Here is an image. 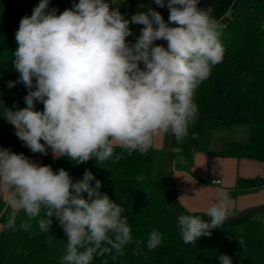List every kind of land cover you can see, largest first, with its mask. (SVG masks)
I'll return each mask as SVG.
<instances>
[{
    "label": "clouds",
    "instance_id": "clouds-1",
    "mask_svg": "<svg viewBox=\"0 0 264 264\" xmlns=\"http://www.w3.org/2000/svg\"><path fill=\"white\" fill-rule=\"evenodd\" d=\"M153 2L168 8L167 21L150 7L128 19L110 0H78L62 12L50 8V0H39L32 14L21 18L12 53L19 80L8 81L7 88L22 83L26 107L6 108L2 116L32 153L47 156L50 149L56 159L76 164L95 159L100 165L121 159L116 147L129 156L145 155L161 134L188 137L199 112L196 91L224 57L225 25L211 7H198L200 0ZM130 25L143 26L134 42L128 39L134 35ZM160 40L166 47L156 43ZM191 135L197 139V133ZM101 187L88 169L74 181L64 168L0 148V196L6 202L0 217L7 213L0 227L14 229L18 213L35 219L43 209L39 233L50 232L55 218L66 236L60 264H92L113 250L115 259L134 241L125 209ZM232 204L231 194L220 189L205 214L210 223L178 214L182 241L196 244L211 236V229L231 217ZM162 242V233L153 229L146 247L154 250ZM218 260L233 264L226 254Z\"/></svg>",
    "mask_w": 264,
    "mask_h": 264
},
{
    "label": "trees",
    "instance_id": "trees-1",
    "mask_svg": "<svg viewBox=\"0 0 264 264\" xmlns=\"http://www.w3.org/2000/svg\"><path fill=\"white\" fill-rule=\"evenodd\" d=\"M150 1L167 21L168 8H160ZM75 2L78 0H50L49 7L62 12ZM38 3L39 0H0V148L23 153L32 161L39 158L41 165H50L54 170L64 168L74 181L82 179L88 169L101 181L100 190L125 209L123 215L128 219L134 243L124 247L123 255L113 259V250L97 255L92 264H220L218 257L223 254L231 257L233 264H264L261 213L227 220L211 229V236L199 238L196 244L182 241L176 226L178 214L169 192L165 147L162 150L151 148L145 155L133 152L130 156L116 147L115 153L121 156L118 162L113 157L100 165L95 159L76 164L67 157L54 158L50 149L47 156L32 153L18 139L13 126L2 115L6 108L26 107L25 86L16 83L8 89L7 82L19 80V73L12 64V53L18 47L15 33L19 22L32 14ZM110 3L115 7L114 0ZM198 7H211L213 16L225 25L221 37L225 52L222 62L212 68L209 79L196 91L198 117L183 143H178L174 137L171 163L179 155L187 166L193 165L196 153L209 152L214 132L245 125L249 128L248 141L229 142L216 154L252 160L264 166V24L257 15H264V0H200ZM193 132L197 133L195 140ZM176 148L180 149L179 153ZM92 183L94 185L95 181ZM254 188H264V174L238 176L230 194L235 199L241 191ZM5 207V199L0 196V211ZM179 209L181 214L199 215L204 221L211 219L206 213L189 212L180 204ZM240 212L243 211L232 208L231 216ZM44 217L43 209L35 219L20 212L14 229L0 227V264H60L66 236L55 218L50 232L39 233L37 221ZM6 218L7 213L0 217V225ZM153 229L162 233L163 242L158 248L148 250L146 242ZM137 249H141L142 254H137Z\"/></svg>",
    "mask_w": 264,
    "mask_h": 264
},
{
    "label": "crops",
    "instance_id": "crops-1",
    "mask_svg": "<svg viewBox=\"0 0 264 264\" xmlns=\"http://www.w3.org/2000/svg\"><path fill=\"white\" fill-rule=\"evenodd\" d=\"M239 126L245 125L233 126L228 131L214 132L211 137L210 148L215 140L217 141L216 145L219 144L220 148L215 145L217 149H209L208 153H196L194 163L191 166H187L183 160L179 164L176 161L177 156H175L172 161L175 194L179 204L187 211L206 213L208 207L218 198L220 189H225L229 193L232 191L238 176L253 177L264 174V166L258 162L226 158L216 154L229 142L245 143L248 141L249 130L245 131L242 129L244 127ZM227 133L236 138L226 140V135L223 134ZM165 140L166 134L159 135L153 148L164 149ZM33 162L41 165L39 158ZM211 179H219L222 183L220 186L211 185ZM232 200V208H237L240 211L262 207L264 206V188L241 191L237 198Z\"/></svg>",
    "mask_w": 264,
    "mask_h": 264
},
{
    "label": "water",
    "instance_id": "water-1",
    "mask_svg": "<svg viewBox=\"0 0 264 264\" xmlns=\"http://www.w3.org/2000/svg\"><path fill=\"white\" fill-rule=\"evenodd\" d=\"M143 1L148 6V8L150 7V8L157 11V9L155 8V6L153 5V3L150 0H143ZM158 43L165 46V41H163V40L158 41ZM173 143H174V136L167 135V138L165 141V149H164V162H165L164 164H165V168L167 170L168 186H169V192L171 195L172 204L175 208L176 213L181 214L180 209H179V204H178V201H177V198L175 195V191H174V186H173V167H172V163H171V159H170V154H171V150L173 148ZM260 213H264V206L256 207V208H253V209H250L247 211H243L237 215H232L227 220L235 219L238 217L250 216V215H254V214H260ZM205 221L210 223L211 219H207Z\"/></svg>",
    "mask_w": 264,
    "mask_h": 264
},
{
    "label": "rangeland",
    "instance_id": "rangeland-1",
    "mask_svg": "<svg viewBox=\"0 0 264 264\" xmlns=\"http://www.w3.org/2000/svg\"><path fill=\"white\" fill-rule=\"evenodd\" d=\"M114 4H115V7H118L119 10L121 11V13L124 14L125 17L128 18V19H130L131 16L133 14H135L136 12H138V11H147V8H146V6H145V4L143 3L142 0H133L132 1V7H127V4H131V2L129 0H114ZM257 15H258L259 19L262 21V23L264 24V15H262V14H257ZM130 27H131L134 35L132 37H129L128 39H129V41L134 42L135 41V37L139 36L140 29L143 26L142 25H130ZM156 43L159 44L158 41H156ZM36 109L37 110H42V105L37 103L36 104ZM239 127H244L242 129H245V131L249 130V128L247 126H239ZM223 135H226V140H229L231 138H236L234 136H229L228 133L227 134H223ZM182 142H184V139L178 140V143H182ZM216 142L217 141L215 140L213 146L210 148L211 150L212 149H214V150L217 149V148H215L216 146L218 148H220L219 144L216 145ZM179 157L180 156L177 155V158H176L177 160L176 161H178V163L180 164L182 160L179 159ZM261 214L264 217V213H261Z\"/></svg>",
    "mask_w": 264,
    "mask_h": 264
},
{
    "label": "built area",
    "instance_id": "built-area-1",
    "mask_svg": "<svg viewBox=\"0 0 264 264\" xmlns=\"http://www.w3.org/2000/svg\"><path fill=\"white\" fill-rule=\"evenodd\" d=\"M129 1H131V0H129ZM127 7H131V4H127ZM221 183H222V181L219 179H211L210 180V184L214 185V186H220Z\"/></svg>",
    "mask_w": 264,
    "mask_h": 264
}]
</instances>
